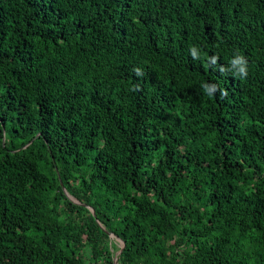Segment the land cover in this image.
<instances>
[{"label": "trees", "instance_id": "1", "mask_svg": "<svg viewBox=\"0 0 264 264\" xmlns=\"http://www.w3.org/2000/svg\"><path fill=\"white\" fill-rule=\"evenodd\" d=\"M110 233L264 264V0H0V264H115Z\"/></svg>", "mask_w": 264, "mask_h": 264}, {"label": "clouds", "instance_id": "2", "mask_svg": "<svg viewBox=\"0 0 264 264\" xmlns=\"http://www.w3.org/2000/svg\"><path fill=\"white\" fill-rule=\"evenodd\" d=\"M190 54L193 59H199V50L197 47L193 46L190 48ZM209 64L210 66L216 67L218 71L221 72V74H227L232 73L235 76H238L241 79L247 78L248 76V62L246 58L240 54H236L231 61L229 62V66L225 67L224 65L219 64V58L218 57H210L209 58ZM137 74H140V70L137 69ZM204 92L209 96H215L217 92L220 93L221 97H224L227 95V92L224 90L219 89L218 85L212 83H205L203 85Z\"/></svg>", "mask_w": 264, "mask_h": 264}, {"label": "rangeland", "instance_id": "3", "mask_svg": "<svg viewBox=\"0 0 264 264\" xmlns=\"http://www.w3.org/2000/svg\"><path fill=\"white\" fill-rule=\"evenodd\" d=\"M72 198V197H71ZM112 240H113V243L116 245V250H115V257H117L118 255H119V252H120V250H121V248H122V246H123V244H122V242L119 240V239H117V238H112Z\"/></svg>", "mask_w": 264, "mask_h": 264}, {"label": "water", "instance_id": "4", "mask_svg": "<svg viewBox=\"0 0 264 264\" xmlns=\"http://www.w3.org/2000/svg\"><path fill=\"white\" fill-rule=\"evenodd\" d=\"M71 199L75 201V199H73V198H71ZM92 210H93V209H92ZM93 214H94V216H96L94 210H93ZM110 237H111V238H114V237L116 238V236H115L114 234H112V233H110ZM119 240H120V239H119ZM120 241H121V240H120ZM121 242H122L123 246H122V248H121L119 254H121L123 248L125 247L124 242H123V241H121ZM115 264H118V257L115 258Z\"/></svg>", "mask_w": 264, "mask_h": 264}]
</instances>
